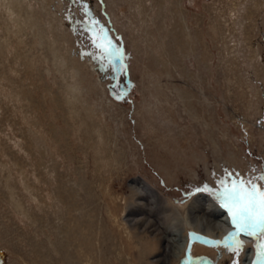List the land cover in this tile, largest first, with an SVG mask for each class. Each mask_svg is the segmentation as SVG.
Masks as SVG:
<instances>
[{
  "label": "rangeland",
  "instance_id": "obj_1",
  "mask_svg": "<svg viewBox=\"0 0 264 264\" xmlns=\"http://www.w3.org/2000/svg\"><path fill=\"white\" fill-rule=\"evenodd\" d=\"M92 20L113 55L91 43ZM262 172L264 0H0V264H55L72 220L92 222L94 251L68 264H138L110 220L133 183L228 216L221 181ZM241 236L253 264L258 241Z\"/></svg>",
  "mask_w": 264,
  "mask_h": 264
},
{
  "label": "bare ground",
  "instance_id": "obj_2",
  "mask_svg": "<svg viewBox=\"0 0 264 264\" xmlns=\"http://www.w3.org/2000/svg\"><path fill=\"white\" fill-rule=\"evenodd\" d=\"M132 185L126 198L123 199L122 210L124 211H122V217H119V221L116 220V211L112 210L110 212V220H112L114 227L116 226L118 230L120 229L118 226L119 222L123 224L121 246L124 247V252L125 250L126 252L128 251L130 258L136 260V262L138 261V264H186L187 262L184 261L186 259V251H189L188 256H191L193 262L204 254L219 258L218 264H225V261H230V257L233 259V254L224 248L213 246V249H209L205 246L206 244H201L202 242H196L192 245L189 243L192 233L223 240L230 231L234 230L230 225L228 216L216 203H213L211 198L200 195L188 203V206H174L170 205L171 203L169 202H165L153 191L141 185L140 182H135ZM12 198L13 196L11 195L9 199H11L13 205L20 209L21 205ZM146 200L148 201L146 202ZM202 202H205L207 207L202 209L200 207ZM136 204L147 207V210L144 211L145 213L142 210H135L134 207L139 209ZM153 208H157L161 212L159 214L161 215L160 218H156L157 222L150 215L154 213ZM219 214H221V217H218ZM23 215H26V213L23 212ZM72 222L73 225L68 231L61 228L60 233L64 235L68 244L62 245L58 243V249L56 250L58 259L55 260V264H68L75 259L76 255L83 257V252L88 255L94 251L92 247L93 241L88 236H82L81 234L84 230H89V228L93 227L92 222L84 225L76 220H72ZM172 226L176 228L173 231H171ZM80 237H83V239H80ZM239 239L244 244L241 256L237 258L239 264H250L253 261V252L248 249L253 245V241L241 235ZM81 247H84L83 252ZM69 248H71L70 251Z\"/></svg>",
  "mask_w": 264,
  "mask_h": 264
},
{
  "label": "snow or ice",
  "instance_id": "obj_3",
  "mask_svg": "<svg viewBox=\"0 0 264 264\" xmlns=\"http://www.w3.org/2000/svg\"><path fill=\"white\" fill-rule=\"evenodd\" d=\"M85 12V16H87ZM97 22L90 21L89 27L84 31L89 34L91 43L105 56L113 55L111 41L107 40L103 30L93 31ZM118 58V57H117ZM231 179V177H228ZM259 182V183H258ZM222 191L216 195L219 205L227 211L233 231H230L223 241H215L214 244L233 254V264H239L238 257L244 248L239 239L241 234L257 240L256 259L253 264H264V172L255 179L232 180L227 186L221 181ZM196 192L202 189H195ZM213 243V242H209Z\"/></svg>",
  "mask_w": 264,
  "mask_h": 264
},
{
  "label": "water",
  "instance_id": "obj_4",
  "mask_svg": "<svg viewBox=\"0 0 264 264\" xmlns=\"http://www.w3.org/2000/svg\"><path fill=\"white\" fill-rule=\"evenodd\" d=\"M112 64H113L112 67H113L114 74H115V80H117V78H121V77L123 78L126 67L122 61L121 56L115 55L114 57H112ZM201 264H211V263L207 260H203Z\"/></svg>",
  "mask_w": 264,
  "mask_h": 264
},
{
  "label": "flooded vegetation",
  "instance_id": "obj_5",
  "mask_svg": "<svg viewBox=\"0 0 264 264\" xmlns=\"http://www.w3.org/2000/svg\"><path fill=\"white\" fill-rule=\"evenodd\" d=\"M118 79H120V78H117V81H118ZM187 264V263H186Z\"/></svg>",
  "mask_w": 264,
  "mask_h": 264
}]
</instances>
